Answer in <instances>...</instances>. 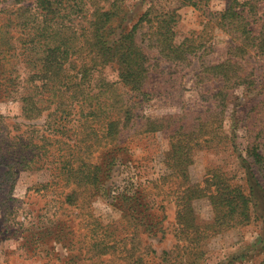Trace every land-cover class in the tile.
<instances>
[{"label":"rangeland","instance_id":"1","mask_svg":"<svg viewBox=\"0 0 264 264\" xmlns=\"http://www.w3.org/2000/svg\"><path fill=\"white\" fill-rule=\"evenodd\" d=\"M34 1L0 0V70H6L0 81L17 84L0 89V264H262L261 192L249 225L207 236L197 245L179 234L176 213L185 181L172 159L180 152H173L171 144L190 149L186 179L191 184L203 185L210 170H220L231 183L247 187L244 158L263 184L245 150L254 144L264 156V51L258 44L257 55L251 48L245 56L233 54L241 39L221 14L234 5L259 36L264 33V0H199L197 7L182 0H119L116 7L114 0H57L65 24L78 33L88 32L94 11H117L120 31L130 29L148 8L154 14L174 11L173 42L191 48L186 60L168 61L150 41L158 20L150 30L148 25L138 29L137 44L148 58L146 82L141 92L130 93L119 81L115 63L101 69L100 77L114 85L102 97L101 121L104 116L123 118L126 108L131 120L118 139L105 138L97 145L89 126L97 131L104 123L91 122L83 113L84 122L68 104L52 103L30 118L23 112L20 98L32 91V84L26 81L31 71L22 58L37 56L31 47L20 55L15 39L22 30L15 27V9ZM231 58L242 64L235 66L234 75L245 78L254 72L255 85H234L222 103L214 94L223 78L211 68ZM49 95L46 90L41 96ZM151 123L158 126L155 132L149 131ZM96 133L101 137L103 130ZM39 147L42 153L49 150L47 160L58 151L65 154L84 176L90 173L86 165H98L96 183L84 179L75 186L57 164L32 171L16 166L15 174H6L7 164L17 165ZM44 162L42 158L39 164ZM192 208L196 225L211 224L206 197L194 199Z\"/></svg>","mask_w":264,"mask_h":264},{"label":"trees","instance_id":"2","mask_svg":"<svg viewBox=\"0 0 264 264\" xmlns=\"http://www.w3.org/2000/svg\"><path fill=\"white\" fill-rule=\"evenodd\" d=\"M116 1L119 0L113 1L114 7L117 6ZM198 1L182 0V4L197 7ZM21 3L15 9L17 20L15 27H20L22 34L15 40L21 50V56L30 47L37 56L36 60H28L29 57L26 56L22 58L31 71L26 81L32 84V91L27 96L20 98L23 112H25L27 118H30L34 113L39 114L42 111H47L52 103L60 106L68 104L73 111L79 112L80 117L88 114L87 116L90 119L92 118L91 122L98 119V122L104 123V128L98 129L99 131L103 130L101 137H98V133H96L99 132L98 130L95 131L96 129L94 130L93 126H89L91 133L95 136L96 145L105 138L118 139L122 128L131 120V110L126 108L123 118L118 115L104 116L101 121V114L104 115L102 97L107 93V88L114 86L100 77L99 72L101 69L108 64L115 63L119 81L129 89L128 92L130 93L141 92L146 82L148 58L136 41L139 28L148 25L150 30L153 28L152 22L155 19L158 20L156 22L157 27L155 26L153 31H150V41L153 43L152 47L158 50L159 55L168 61L186 60L191 52L188 45L184 43L176 45L173 42L174 31L172 25L176 18L174 11L154 14L153 10L148 8L130 29H122L121 31L119 25H117L118 19L121 18L117 11L113 9L94 11L88 21V32L78 33L72 26L65 24L66 17L60 13L63 10L60 1L35 0L32 6H21ZM56 4L59 8L56 7ZM227 20L231 21L233 26L235 25L234 30L237 31L241 39V44L233 49V54L245 56L250 51L248 48H251L254 49L253 52L257 55L259 52L257 51L258 44L261 46V52L264 51V33L262 32L257 36L258 34H255L250 28L247 19L232 4L221 14V21L225 22ZM1 40L2 37H0ZM233 59H228L224 63L211 68L217 71V77L223 78V85L214 94L215 97L221 98L222 103L227 102L234 85L248 86V88H253L255 85L254 72H251L245 78H242L239 74L234 75L235 66L240 67L242 64L240 63L241 60ZM4 71L6 70L1 68L0 77L2 75L3 78L5 77ZM10 83L15 88L17 87V84L6 79L5 84L2 83V80L0 81V89ZM2 90L4 91V87ZM10 90L12 91V88ZM46 90L50 92V95L42 97L41 95ZM261 92L263 90H259V93ZM259 107L262 106L259 105ZM61 112L64 113V111ZM87 116H83L86 123H88ZM155 125V123H151L152 128H149V131L155 132L158 129L156 128L158 126ZM46 140L49 141L48 138ZM178 144L173 142L171 150L180 152L172 159L175 158L177 161L176 171L185 181V186L181 190L183 194L179 197V205L177 204L179 209H177L176 220L179 226V234L188 237L189 243L193 242L194 245H197L200 243L199 241L207 236H215L225 230L249 225L253 216V208H255L254 200L258 192L262 193L261 197L264 199V156L259 153L258 146L251 144L245 151L256 167L257 172H259L263 184L256 177V173L252 172L251 164L244 158L242 162L247 168V187H245L231 183V179L220 170H210L208 172L209 177L205 179L203 185L191 184L186 179L187 166L191 163L187 161L190 149ZM182 147H184V150ZM40 149L43 148L39 147L38 151L31 155H23L17 165L7 164L8 171L6 174L9 176L15 174L16 166L32 171L31 169L34 167L43 169L46 165V168L50 169L52 165L57 164L59 166L56 169L58 170L62 165L60 171L65 170L75 186L79 185L84 179L91 185L96 183L99 177L98 165H95L93 169L86 165L90 173L84 176L82 167L73 166L72 162L65 158V154L61 155L57 150L58 153L49 155L50 160H47L49 150L42 153ZM67 151L71 153L72 148L70 147ZM42 158L45 162L40 165L39 162ZM83 161L85 160L83 159ZM82 164L85 167L84 162ZM76 175L80 178L77 179ZM51 182L46 183V185H52ZM73 194L74 189L71 190L69 195L72 196ZM203 197H206L209 201L213 219L211 224L196 225L192 201ZM259 217L257 218L262 220L263 216L262 218ZM262 221L264 224V218ZM260 240L264 241V234L260 237ZM193 262L194 260L190 264H193ZM262 264H264V261Z\"/></svg>","mask_w":264,"mask_h":264}]
</instances>
